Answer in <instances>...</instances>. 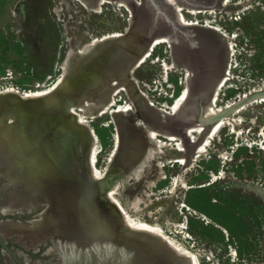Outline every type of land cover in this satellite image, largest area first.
Listing matches in <instances>:
<instances>
[{
    "label": "rangeland",
    "instance_id": "rangeland-1",
    "mask_svg": "<svg viewBox=\"0 0 264 264\" xmlns=\"http://www.w3.org/2000/svg\"><path fill=\"white\" fill-rule=\"evenodd\" d=\"M184 15L218 25L228 36H235L231 40L234 54L230 78L218 95L217 105L223 109L218 115L224 113L223 118L237 109L209 138L204 152L194 156L206 134L196 135L194 140L186 124H178V128L162 126L156 129L157 136L148 140L144 129L133 126L131 115L123 118L122 112L113 114L110 109L99 113L93 99L81 100L73 107L92 130L97 168L101 172L113 168L112 181L121 183L118 197L137 221L159 225L193 251L200 264H264V100L255 99L264 93V0H229L213 13L192 15L184 11ZM125 19V11L122 14L109 4L101 14H91L77 0H0V90H18L0 95L24 99V91L52 86L62 77L60 64L70 46L122 33ZM191 59L176 45L171 48L167 42L158 43L130 74L134 95L144 92L155 107L170 111L184 90L185 64L190 65ZM100 64L69 63L70 74L47 96L25 98L29 101L0 97L13 110L36 120L22 118L18 124L8 123L0 130V203L11 204L15 194L35 189L39 193L51 191L59 198L64 192L63 207L52 215L55 221L73 222L81 230L96 231L95 236L104 238L109 234L108 227L97 218L90 206L93 202L87 201L86 195L81 198L65 178L51 171V166L66 151L77 150L84 138L65 105L71 97L75 99L92 87L103 68ZM115 99L116 104L131 103L123 90ZM136 113L142 118L139 111ZM113 119L124 126L118 150L114 149ZM137 138L145 141L144 148ZM128 147L132 152L130 168L121 171L119 161L125 158ZM112 153L116 162L110 161ZM90 186L97 191L95 184ZM30 197L31 209H13V213L6 214L0 211V218L29 225L46 207L38 197ZM117 234V245H123L122 236ZM14 235L3 238L25 263L56 260V255L46 254L51 245L49 238L45 237L38 248L27 250L19 235ZM21 235L27 237V233ZM136 253L132 249L135 260L147 257L146 264H157L150 251L143 254L137 249ZM0 264L18 263L0 246Z\"/></svg>",
    "mask_w": 264,
    "mask_h": 264
},
{
    "label": "bare ground",
    "instance_id": "bare-ground-1",
    "mask_svg": "<svg viewBox=\"0 0 264 264\" xmlns=\"http://www.w3.org/2000/svg\"><path fill=\"white\" fill-rule=\"evenodd\" d=\"M77 1L85 9L90 10L91 14H101L106 4L114 6L122 14L125 11V31L93 38L91 41L77 47L69 45L66 57L60 64L62 77L48 88L24 91L21 95L24 98L33 99L54 93L55 89L59 88L70 74L71 66L68 68L69 63L72 64L77 61L84 63L98 62L103 66L92 87L87 91L80 92L75 99L71 97L65 105V111L73 116V122L81 129L84 138L78 143L77 150L72 152L65 150L63 158L51 166V171L53 174L65 178L67 185L81 193V198L84 199L86 195L87 201L93 202L90 206L95 210L97 218L107 225L109 234L104 238H100L95 236L96 231H83L73 222L63 221L60 223L55 221L52 215L58 211L59 207H63V199L66 194L64 192L60 193L59 198L51 191L39 193L37 189L15 194L11 197V204L0 203V211L4 214L13 213L11 212L13 209H31L30 196L33 194V197L40 199V204L46 206L40 214L38 213L29 221V225L11 218L0 221V233L4 237L13 234L19 235V241L27 250L36 248L40 242L46 239L45 237L49 238L51 245L46 254L56 255L57 258L53 262L43 264H101L103 258L110 259L111 262L123 258L125 264H146V255H143L145 257H143V260H135L132 249L126 247L132 242L143 246L141 248H146L148 252L150 251L157 264L162 262L168 264H200L197 255L193 251L181 245L168 235L163 228L159 225L137 221L124 207L118 197L121 183L120 181L116 183L112 181L113 168L105 172H101L97 168V151L94 142L90 138L92 130L89 126L84 125L81 115L74 110L73 105L78 104L81 100L93 99L99 113L110 109L113 114L122 112L123 118L131 115L133 126L144 129L148 134V140L157 136L156 129L162 126L178 128V124L179 126L180 124H186L187 131L190 132L192 139L195 140L196 135L203 136L206 134V138L202 144L198 145L194 156L204 152L209 138L217 133L223 120L237 109L231 110L227 113L228 116L226 115L223 118L221 117L224 116V113L218 115L219 111L223 110L217 105L218 95L230 78L231 60L234 54V46L231 40L235 36H228L218 25L211 24L208 21L200 23L196 19H187L184 11L192 15L206 12L213 13L215 10L223 9L229 0ZM68 41L73 44L72 38L68 37ZM162 41L167 42L171 48L175 45L178 46L189 53L192 58L190 65L185 64L186 84L184 90L170 111L155 107L144 92L134 95L132 91L133 79L130 75L133 69L143 62L157 44ZM75 55L78 56L75 58ZM120 90L125 92L131 103L123 105L115 103V95ZM5 92L14 93L18 90L13 87L0 90V94ZM255 99L264 100V95H260ZM113 105L115 106L112 107ZM138 111L141 113L142 118L137 117L136 112ZM89 113H92L91 109ZM7 116H10L11 119L16 118L12 111L0 107V122L7 121ZM113 121L115 126L114 149L118 150L122 143L120 131L123 130L124 126L115 119ZM169 138L174 139L175 137L169 135ZM137 143L140 145L142 143L141 149L145 147L143 139L137 138ZM129 150L128 147L125 158L119 161L122 164L121 171L130 168L132 152ZM110 161H117L114 153L111 154ZM91 184L96 185L97 191H93ZM145 204L147 203L145 202ZM134 207L138 208L137 202ZM150 207L148 206V208ZM85 219L87 220V218ZM41 231L47 232L42 234ZM117 232L122 235L123 245H117L115 241ZM22 233H27V237H23ZM125 233L127 238L123 237ZM128 238L131 240L129 241Z\"/></svg>",
    "mask_w": 264,
    "mask_h": 264
},
{
    "label": "water",
    "instance_id": "water-1",
    "mask_svg": "<svg viewBox=\"0 0 264 264\" xmlns=\"http://www.w3.org/2000/svg\"><path fill=\"white\" fill-rule=\"evenodd\" d=\"M57 89V88H56ZM55 89V90H56ZM261 95H264L261 94ZM11 97V99H14V100H19V101H29V100H25V98L23 99L22 97H15V96H7V95H0V97ZM34 100V99H33ZM0 107H3V108H6V109H9V111H12V113L14 114V116H16V118H12L11 120H7V121H4L3 123L0 122V130H3L5 127H6V124L10 123V124H18L22 118H27L28 120H30L31 122H36V120H34L33 118H30L28 117L27 115L26 116H23L20 114V112L14 108L15 110H13L11 108V106H9L7 103L3 102V101H0ZM14 119V120H13ZM5 220L8 219V218H4ZM3 218H0V221L4 220ZM106 231L102 232L103 234L105 233ZM101 233V235H103ZM119 237L122 236L121 234H117ZM126 233L123 235V237H126ZM127 238V237H126ZM128 240L130 241L131 239L128 238ZM129 245V244H128ZM0 246L2 248H4V250H6V252L9 254V256H11L18 264H27L25 263L24 261H22L17 255L16 253L11 249V247L7 244L6 240L3 238L2 234L0 233ZM130 247H132L133 251H135V254L137 249L143 253L140 249V247H143V246H139L137 244H134V242L130 243ZM142 250L144 251V253H148V250L146 248H142ZM143 253V254H144ZM139 254V253H138ZM103 264H125V259L123 258H120L118 261H115V262H111L110 259H107V258H103L102 260ZM165 263V262H164ZM163 264V263H161ZM165 264H168V263H165Z\"/></svg>",
    "mask_w": 264,
    "mask_h": 264
}]
</instances>
